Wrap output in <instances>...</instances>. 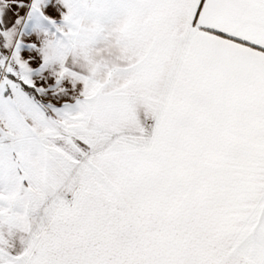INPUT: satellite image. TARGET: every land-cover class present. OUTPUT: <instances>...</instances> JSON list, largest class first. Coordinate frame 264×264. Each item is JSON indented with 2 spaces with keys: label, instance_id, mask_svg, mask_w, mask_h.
I'll return each instance as SVG.
<instances>
[{
  "label": "snow or ice",
  "instance_id": "6c2138e0",
  "mask_svg": "<svg viewBox=\"0 0 264 264\" xmlns=\"http://www.w3.org/2000/svg\"><path fill=\"white\" fill-rule=\"evenodd\" d=\"M0 264H264V0H0Z\"/></svg>",
  "mask_w": 264,
  "mask_h": 264
}]
</instances>
